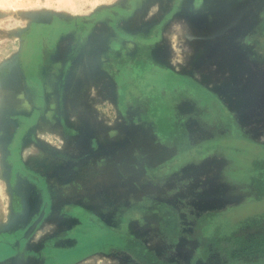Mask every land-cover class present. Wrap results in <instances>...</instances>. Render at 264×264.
Wrapping results in <instances>:
<instances>
[{"label": "rangeland", "instance_id": "obj_1", "mask_svg": "<svg viewBox=\"0 0 264 264\" xmlns=\"http://www.w3.org/2000/svg\"><path fill=\"white\" fill-rule=\"evenodd\" d=\"M78 22L35 91L24 36ZM263 212L264 0H0V242L39 219L0 264H230Z\"/></svg>", "mask_w": 264, "mask_h": 264}, {"label": "flooded vegetation", "instance_id": "obj_2", "mask_svg": "<svg viewBox=\"0 0 264 264\" xmlns=\"http://www.w3.org/2000/svg\"><path fill=\"white\" fill-rule=\"evenodd\" d=\"M102 18H104V16H97L93 19L92 22L89 23L86 21H82L83 23H81V26L87 28L93 23L102 20ZM77 26H80L79 22L74 23L73 25L68 27H62L61 25L56 24L51 26H41L35 30L32 29L24 36L20 55L21 69L29 85H31V87H33L35 91L36 89L38 90V87L40 88V63H42L46 55H52L51 49L53 50V52L55 51L54 47L56 46V42L59 41L63 37V35H67L71 31H73ZM43 36H45V38ZM45 39L47 40L51 48L48 47V49H44ZM171 78H175V82H187L176 76ZM36 103H38V96L36 97ZM35 110H38L37 106L35 107ZM38 222L39 219H37L33 230L31 232H28L27 234H29L30 236L34 235L37 227L39 226ZM97 234L99 235V233ZM24 237L22 234L16 236L11 244H7V242H0V263L6 258L10 257L8 256L7 251L12 252L13 254L18 253L21 250ZM99 240L100 239L98 238L94 241H89V239L81 240L79 245L71 253L70 251H61L59 253L56 252L51 255V260L48 264H73L77 260H83L89 255V249L97 246V244L100 242ZM99 248L103 249V246H99ZM140 254L144 256L147 255L146 251H142Z\"/></svg>", "mask_w": 264, "mask_h": 264}, {"label": "trees", "instance_id": "obj_3", "mask_svg": "<svg viewBox=\"0 0 264 264\" xmlns=\"http://www.w3.org/2000/svg\"><path fill=\"white\" fill-rule=\"evenodd\" d=\"M219 243L224 244L227 251L244 247L245 251H242L241 255L248 259L245 260L238 257V259L231 260L230 264H264V232L249 239L241 235H233Z\"/></svg>", "mask_w": 264, "mask_h": 264}, {"label": "clouds", "instance_id": "obj_4", "mask_svg": "<svg viewBox=\"0 0 264 264\" xmlns=\"http://www.w3.org/2000/svg\"><path fill=\"white\" fill-rule=\"evenodd\" d=\"M38 7H47L48 5H37ZM178 63L180 62L179 60L177 61Z\"/></svg>", "mask_w": 264, "mask_h": 264}, {"label": "water", "instance_id": "obj_5", "mask_svg": "<svg viewBox=\"0 0 264 264\" xmlns=\"http://www.w3.org/2000/svg\"><path fill=\"white\" fill-rule=\"evenodd\" d=\"M24 236H25V237H27V233H26V234H24Z\"/></svg>", "mask_w": 264, "mask_h": 264}]
</instances>
